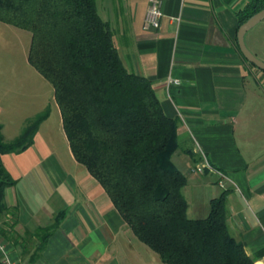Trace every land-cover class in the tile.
<instances>
[{
  "label": "crops",
  "instance_id": "obj_1",
  "mask_svg": "<svg viewBox=\"0 0 264 264\" xmlns=\"http://www.w3.org/2000/svg\"><path fill=\"white\" fill-rule=\"evenodd\" d=\"M250 1L162 0L157 29L145 27L149 0L97 5L126 67L150 78L178 119L173 160L194 183L193 197L184 194L189 215L206 216L202 209L226 190L229 230L256 262L264 256V70L244 56L237 36L239 11ZM262 21L245 39L264 59ZM54 117L50 111L28 147L1 154L15 181L5 187L11 213L0 216V264H8L4 252L13 264H169L76 158L60 107ZM203 153L228 174L226 186L216 171L195 170Z\"/></svg>",
  "mask_w": 264,
  "mask_h": 264
},
{
  "label": "trees",
  "instance_id": "obj_2",
  "mask_svg": "<svg viewBox=\"0 0 264 264\" xmlns=\"http://www.w3.org/2000/svg\"><path fill=\"white\" fill-rule=\"evenodd\" d=\"M263 6L250 1L240 24ZM0 19L31 30L29 61L54 86L76 158L139 239L169 264H255L229 230L226 190L206 216L189 215L187 174L173 160L178 119L166 113L152 80L126 67L97 0H0ZM50 111L30 118L12 141H4L0 124V216L11 213L4 195L15 181L1 154L28 147Z\"/></svg>",
  "mask_w": 264,
  "mask_h": 264
},
{
  "label": "rangeland",
  "instance_id": "obj_3",
  "mask_svg": "<svg viewBox=\"0 0 264 264\" xmlns=\"http://www.w3.org/2000/svg\"><path fill=\"white\" fill-rule=\"evenodd\" d=\"M31 41V30L0 19V124L4 141L18 137L29 119L47 107L53 119L58 116L52 82L29 61ZM193 184L190 181L183 186L190 199ZM210 205L200 213L207 215Z\"/></svg>",
  "mask_w": 264,
  "mask_h": 264
},
{
  "label": "built area",
  "instance_id": "obj_4",
  "mask_svg": "<svg viewBox=\"0 0 264 264\" xmlns=\"http://www.w3.org/2000/svg\"><path fill=\"white\" fill-rule=\"evenodd\" d=\"M164 15V11L162 8V0H149V7L145 20V27L149 29H157L161 26L162 18ZM176 18V17H173ZM206 169L214 170L218 173V184L222 187L226 186L227 180H230V177L227 173L222 170H219L213 166L210 160L207 158L205 153L202 155V159L196 164L195 170L199 172H204ZM0 248L4 250V245L0 244ZM5 253V260L8 264H13L10 261L8 255ZM255 264H264V256L260 260L256 261Z\"/></svg>",
  "mask_w": 264,
  "mask_h": 264
},
{
  "label": "water",
  "instance_id": "obj_5",
  "mask_svg": "<svg viewBox=\"0 0 264 264\" xmlns=\"http://www.w3.org/2000/svg\"><path fill=\"white\" fill-rule=\"evenodd\" d=\"M264 18V6L250 15L244 22H242L238 28V42L241 51L244 56L255 64L257 67L264 70V59L260 58L255 52H253L246 43V33L254 27L258 22Z\"/></svg>",
  "mask_w": 264,
  "mask_h": 264
}]
</instances>
